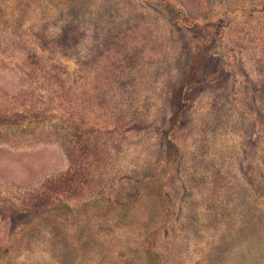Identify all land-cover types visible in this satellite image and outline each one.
<instances>
[{"label":"rangeland","instance_id":"1","mask_svg":"<svg viewBox=\"0 0 264 264\" xmlns=\"http://www.w3.org/2000/svg\"><path fill=\"white\" fill-rule=\"evenodd\" d=\"M0 264H264V0H0Z\"/></svg>","mask_w":264,"mask_h":264}]
</instances>
